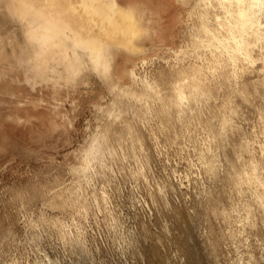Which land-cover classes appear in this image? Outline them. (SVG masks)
<instances>
[{"label": "clouds", "instance_id": "obj_1", "mask_svg": "<svg viewBox=\"0 0 264 264\" xmlns=\"http://www.w3.org/2000/svg\"><path fill=\"white\" fill-rule=\"evenodd\" d=\"M193 236L264 264V0H0V264Z\"/></svg>", "mask_w": 264, "mask_h": 264}, {"label": "bare ground", "instance_id": "obj_2", "mask_svg": "<svg viewBox=\"0 0 264 264\" xmlns=\"http://www.w3.org/2000/svg\"><path fill=\"white\" fill-rule=\"evenodd\" d=\"M144 252L148 264H158V261L150 246L145 247ZM188 252L189 258L194 262V264H203L205 257L202 255V248L200 247L199 241L197 239L195 240V238L192 237L191 241L188 243Z\"/></svg>", "mask_w": 264, "mask_h": 264}, {"label": "rangeland", "instance_id": "obj_3", "mask_svg": "<svg viewBox=\"0 0 264 264\" xmlns=\"http://www.w3.org/2000/svg\"><path fill=\"white\" fill-rule=\"evenodd\" d=\"M185 231H189V230H187V229H185ZM193 238H195L194 236H193ZM195 240H196V238H195ZM194 242V241H193ZM146 259V258H145ZM146 261H147V259H146ZM148 262V261H147Z\"/></svg>", "mask_w": 264, "mask_h": 264}]
</instances>
